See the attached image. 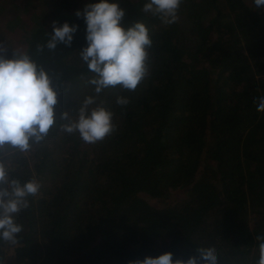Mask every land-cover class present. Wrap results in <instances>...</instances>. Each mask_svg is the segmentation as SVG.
<instances>
[{
	"label": "trees",
	"instance_id": "16d2710c",
	"mask_svg": "<svg viewBox=\"0 0 264 264\" xmlns=\"http://www.w3.org/2000/svg\"><path fill=\"white\" fill-rule=\"evenodd\" d=\"M25 1L5 26L24 29L22 13L35 10L23 53L53 77L58 103L42 141L21 157L8 145L0 152L9 181L42 185L15 214L23 225L18 242L0 240L4 264H129L167 252L186 261L201 247H215L218 264H256L264 113L254 100L264 96V8L252 0H183L179 20L164 25L142 11L147 0H114L126 10L125 28L138 21L149 28L150 74L135 91L117 85L97 94L80 58L87 25L76 12L99 0ZM9 2L0 1V14ZM53 21L78 26L73 42L40 51ZM88 96L96 98L89 112L102 105L115 114L116 130L95 144L61 128L62 114L78 119ZM119 96L130 103L122 108Z\"/></svg>",
	"mask_w": 264,
	"mask_h": 264
},
{
	"label": "clouds",
	"instance_id": "9594fccd",
	"mask_svg": "<svg viewBox=\"0 0 264 264\" xmlns=\"http://www.w3.org/2000/svg\"><path fill=\"white\" fill-rule=\"evenodd\" d=\"M256 8H264V0H252ZM183 0H147L142 11L158 17L162 24L171 25L179 20V10ZM83 16L87 25L88 46L80 52V58L95 75L89 83L95 85L96 93L108 87L120 85L132 92L150 74V53L153 41L149 28L142 22H136L125 28L122 24L126 10L114 0H99L85 6ZM53 33L45 44L39 46L55 51L61 43L71 46L78 26L65 22H52ZM5 49L0 45V53ZM58 103V91L53 86V77L29 54L15 53L14 58L0 54V152L5 145L26 152L31 143H39L56 123L55 106ZM96 98L88 96L79 109L78 119L69 120L67 112L61 119L68 121L61 125L63 131L71 134L79 132L80 138L88 144L103 141L116 130L114 113L108 108L97 105L89 112V106ZM116 103L126 107L130 98L119 96ZM259 113H264V96L254 100ZM31 142V143H30ZM3 185H8L4 187ZM41 183L31 179L25 183L8 179V170L0 161V240L16 244L23 231V225L17 223L15 214L29 207L28 197L40 193ZM10 189V190H9ZM259 249L256 264H264V234L255 237ZM198 257L186 261L173 260V253L167 252L158 257L148 256L129 264H218L215 247L197 249ZM0 264H4L0 259Z\"/></svg>",
	"mask_w": 264,
	"mask_h": 264
},
{
	"label": "rangeland",
	"instance_id": "374dc122",
	"mask_svg": "<svg viewBox=\"0 0 264 264\" xmlns=\"http://www.w3.org/2000/svg\"><path fill=\"white\" fill-rule=\"evenodd\" d=\"M0 1L3 2L4 0H0ZM9 3L11 4V6L0 14V45H2L3 48L5 49L7 48V43L8 42L11 43L9 49H5L3 53H0V54L5 55L7 58L14 57L15 53L25 52L26 43L22 40V37L24 36L23 34L24 30L34 25V22L31 21V15H32V12L35 11L33 9L31 10L29 9L27 13H22V19H23V23L25 26L24 29L20 28L14 32L8 31V29L5 26L6 21L8 19H13L15 15L20 13L26 1L25 0H15V3L14 2H9ZM43 10L45 11L46 7H43ZM2 35L3 36L5 35V36L2 38ZM18 152L19 150L15 151L18 157H21V155H23V152L21 153V155ZM175 196H179V195L175 193L169 199L174 201ZM155 204L156 203L154 202V205Z\"/></svg>",
	"mask_w": 264,
	"mask_h": 264
},
{
	"label": "crops",
	"instance_id": "0c3cea01",
	"mask_svg": "<svg viewBox=\"0 0 264 264\" xmlns=\"http://www.w3.org/2000/svg\"><path fill=\"white\" fill-rule=\"evenodd\" d=\"M27 13V12H26ZM21 23V22H20ZM21 27V24H19V26L16 27V30H18ZM15 30V31H16Z\"/></svg>",
	"mask_w": 264,
	"mask_h": 264
}]
</instances>
